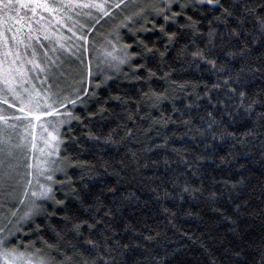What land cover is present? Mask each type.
<instances>
[{
    "label": "trees",
    "instance_id": "16d2710c",
    "mask_svg": "<svg viewBox=\"0 0 264 264\" xmlns=\"http://www.w3.org/2000/svg\"><path fill=\"white\" fill-rule=\"evenodd\" d=\"M222 2L230 7L234 0ZM174 12L181 8L165 14ZM220 15L215 5L192 3L174 20L147 16L133 30L120 27V37L112 38L123 50L131 46L129 63L118 64L116 73L89 78L82 67L73 86L78 94L65 101L55 97L64 104L59 103V167L51 179L55 200L28 211L32 215L10 247L32 242L41 247L40 237L55 243V229L61 243L82 250L89 238L112 248L117 242L128 245L121 264H159L165 256V264H260L264 103L245 109L253 99L264 100V70H250L260 67L254 56L226 55L238 51L240 42L221 43L235 25L231 18L221 23ZM106 17L89 23L82 36L90 38ZM210 29L217 33L215 47L208 43ZM170 33H176L174 39ZM51 42L30 43L26 51L20 45L19 53L23 60L50 55ZM196 52L215 60L216 67ZM241 91L247 94L243 101ZM75 224H82V236L77 237Z\"/></svg>",
    "mask_w": 264,
    "mask_h": 264
},
{
    "label": "rangeland",
    "instance_id": "374dc122",
    "mask_svg": "<svg viewBox=\"0 0 264 264\" xmlns=\"http://www.w3.org/2000/svg\"><path fill=\"white\" fill-rule=\"evenodd\" d=\"M48 2L51 4L54 0H48ZM82 2L88 3L89 0H82ZM96 2L104 3L107 15L95 7L74 6L70 9H58L55 13L45 12L38 8L36 20H39V24L33 23L32 25L37 30L33 31L31 36L25 38L23 43L18 46L14 41H8V45L18 52L20 45L28 47L30 43L33 44L42 39L53 42L48 44L50 55L46 54L44 57L34 59L39 67H33L32 64L27 63L33 59L23 60L19 53L20 59L13 67H22L24 71L23 75L14 73L16 76L14 93L8 91L7 86L0 79V89H3L0 91V116L7 118L6 121L0 120V131L12 137L11 145L5 143L3 147L6 151L12 147L15 159L11 163L16 166V180L0 187V229L3 230L0 231V238L11 241L19 234L20 231L17 229H20L32 215L25 216V214L30 209L36 212V205H41L45 200L33 197L31 193L39 192V185L51 186L52 181L47 177H53L54 173H57V166L59 167L58 140L63 111L59 108V102L55 103L54 107L60 113L57 115L56 112L47 108V105L53 103V100L45 101L43 97L50 93H56V96L61 95L60 99L65 101V99L68 100V98L77 95L79 88L73 86L77 84L83 66L87 69L88 78L92 73L95 75L99 73L105 75L107 71L116 73L119 70L118 64H121L119 62L121 57L118 58V53L121 51L120 56L123 50L115 43L116 38L120 37V27L133 30L145 17L158 16L152 5L163 7L161 0H136V3L140 5L139 8L133 7L129 0H125V4H120V7L115 6L119 0H96ZM185 2L186 0H177V3L171 5V9L179 7V4ZM187 2L192 4L197 3V0H187ZM65 4H67V0H65ZM140 8H143L144 11L141 12ZM103 17L106 18L98 23L99 28L95 29L89 35L90 38L84 39L83 42L80 39L83 37L80 32H88L89 23L93 20L96 23ZM115 26H118L119 32L117 28V30L113 29ZM27 32L28 29L25 28L24 33ZM70 33L71 35H69ZM5 50V47L0 45V59H5L3 68L6 69L8 67L7 60H10L11 57H3ZM50 61L54 63L50 65ZM41 83L44 88L40 85ZM50 85L51 87H49ZM55 97L53 99H56ZM21 100L24 101V104H21ZM37 102H39V108H37ZM22 107L25 108V112L20 111ZM28 109H32L35 114L40 115V120L27 117ZM45 111L50 114L45 115ZM10 125L15 127H9ZM25 128H27V132H25ZM23 137H27V139H23ZM53 137L57 139H53ZM33 143H35V148L32 147ZM16 144L22 146L15 148ZM29 180L32 182L31 187L27 184ZM25 191L28 193L27 196L24 195ZM6 193H11V196ZM0 264H7L4 256H0Z\"/></svg>",
    "mask_w": 264,
    "mask_h": 264
},
{
    "label": "snow or ice",
    "instance_id": "6c2138e0",
    "mask_svg": "<svg viewBox=\"0 0 264 264\" xmlns=\"http://www.w3.org/2000/svg\"><path fill=\"white\" fill-rule=\"evenodd\" d=\"M129 2L133 7H140V5L136 3V0H129ZM161 3L163 4V7L156 6L155 4L152 6L158 15H163L166 22L170 19L174 20L177 16H180L183 13V9L189 6V3L186 0L185 3L179 4L181 12H174L171 16H168L165 13L171 11V5L173 3H177V0H161ZM197 3L215 5L221 12V15L216 17V19L221 23L228 24L229 18H231L232 24L235 25L234 27L229 28L225 36L220 37V41L222 44H231L232 40H237L240 42V47L238 51H227L226 55L232 58L239 56L241 59L254 56L255 59L260 62V67L250 70L253 72L264 70V0H239V2H235L234 0L230 7H224L222 0H197ZM120 4H125V0H119V3L115 6L120 7ZM74 6L82 8L95 7L107 15L104 3L96 2V0H89L88 3H83L82 0H67V4H65V0H54L51 4L48 0H0V45H3L6 49L3 53V57H11L10 60H7L8 67L6 69L3 68L5 59H0V79L3 80V83L7 86L8 91L13 93L15 92L14 82L16 76L14 73L23 75L24 71L22 67H13L20 59V55L16 49H13L10 45H8V41H14L18 46L23 43L25 38L31 36L33 31L37 30L33 28L32 25L33 23L39 24V20H36L38 8L43 9L45 12L55 13L58 9H70ZM140 11L142 12L144 9L140 8ZM128 19H131V17H128ZM188 19L191 21L192 18L188 17ZM192 26L195 27V22H193ZM25 28L28 29L27 33H24ZM161 30H164L163 26H161ZM22 33L24 34L21 35ZM207 35L208 43L215 47L217 33L215 30L210 29ZM175 36L176 33H170L169 39H174ZM80 39L84 40L86 37H81ZM129 47L131 46H124L122 58L119 60L121 64L129 63V54L127 52ZM145 49L149 52L152 51L151 49H148L146 45ZM26 50L27 47L25 48V51ZM209 51H211V49H209ZM32 55H36L35 49H33ZM132 55L135 56L137 53H133ZM193 55L203 57L201 52H196ZM203 58L207 60L206 57ZM207 62L212 64L213 67H216L215 60H207ZM27 63L32 64L33 67H39L34 59L27 61ZM53 63V61H50V65ZM220 70L223 71L224 69L221 68ZM147 71L150 77L155 75L151 69H147ZM237 81H239V76L237 77ZM49 87H51V85ZM0 91H3V89H0ZM232 91L236 92V89L233 88ZM145 95H147V93H145ZM238 95L241 98V101H243L247 94L246 92L241 91ZM55 96L56 93H50L49 95L44 96L43 99L45 101L52 99L53 103L48 104L47 108L56 112L57 115H60L54 105L59 102L61 107H63L64 104L62 100L53 99ZM69 102L75 104V101ZM260 103H264V100L253 99L252 104H250L245 111H250L253 105ZM21 104H24L23 100H21ZM37 108H39V102H37ZM20 111L25 112V108L22 107ZM44 114L49 115L50 112L45 111ZM69 115L71 114L69 113ZM27 117H34L35 120H40V115L35 114L32 109H28ZM0 120L6 121L7 118L0 116ZM29 123H31V121H29ZM9 127L14 128L15 126L10 125ZM25 132H27V128H25ZM231 135H234V133ZM23 139H27V137H23ZM53 139L57 138L53 137ZM11 141L12 137L10 135H6L3 131H0V187L8 184L10 181L16 180V166L11 163V161L15 159L13 149L12 147H9L6 151L3 147L5 143L11 145ZM21 146V144L14 145L15 148H20ZM32 147L35 148V143L32 144ZM41 175H43V172H41ZM47 179L51 180L52 177L48 176ZM31 183L32 182L30 180L27 181L29 187H31ZM37 183L39 182L37 181ZM240 183H243V181H240ZM233 187H235V185H233ZM39 189V192L33 191L31 195L38 199L55 200L53 188L51 186L39 185ZM6 195L11 196V193H6ZM24 195H28L27 191H25ZM216 198V193L210 194V199L215 200ZM56 202L63 203V201ZM33 203L35 204V200ZM39 207L40 205H36L37 209ZM239 207L240 205L237 204L236 208L239 209ZM217 211H219V209H217ZM37 214L39 213L37 212ZM30 215L31 212L25 214V216ZM97 223L102 222L98 221ZM233 223H235V221H233ZM83 224H87V221H84ZM95 226V224L88 225L89 228H95ZM36 228L39 229V225H36ZM81 228L82 224L73 225V230L75 231L77 237L83 235ZM17 230L20 231V229ZM0 231L3 230L0 229ZM52 231L55 234L57 242L50 243L49 241L44 240L43 237H40L41 247H37L35 242H32L29 246L9 247L11 241L6 238H0V256H4L6 258L7 264H121V261L126 262L127 254L130 252L128 245L121 246L119 245V242H117L118 247L112 248V246L108 245L106 241L103 245H101L97 241L90 238L84 240V244L87 245V248L82 250L78 244L61 243L60 241L64 238L55 229H52ZM9 235H11V233H9ZM144 239L151 241L154 240L155 237L145 236ZM20 247H23L24 250H20ZM29 247L31 250H29ZM137 247H139V245H137ZM101 248L105 250L101 251ZM235 255L239 257L240 253L236 252ZM117 257L120 258L119 261ZM145 259H147V257ZM167 259V256L161 257L159 264H165ZM133 264H140V262L134 261ZM260 264H264V255L261 257Z\"/></svg>",
    "mask_w": 264,
    "mask_h": 264
}]
</instances>
